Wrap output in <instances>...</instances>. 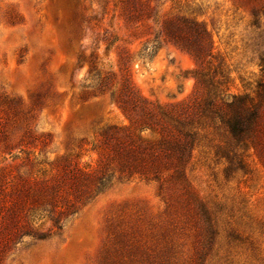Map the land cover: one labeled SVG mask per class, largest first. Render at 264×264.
<instances>
[{
	"label": "rangeland",
	"instance_id": "1",
	"mask_svg": "<svg viewBox=\"0 0 264 264\" xmlns=\"http://www.w3.org/2000/svg\"><path fill=\"white\" fill-rule=\"evenodd\" d=\"M131 2L136 12L122 0H0V222L25 225L15 205L18 192L7 193V182L54 184L75 165L96 168L101 133L130 124L116 102L127 94L123 69L142 98L162 106L199 96L200 67L202 94L220 78L214 77L218 67L231 93L254 94L264 14L256 26L242 0ZM190 20L207 30V42L202 44ZM165 25L202 44L205 58L197 61L168 38ZM247 155L246 173H226L201 152L187 167L191 188L220 219L206 264H264V228L238 225L254 240L257 261L249 246L230 238L244 212L264 224V160L254 150ZM66 197L59 206L66 208ZM188 203L178 187L162 196L156 182L117 180L61 216V230L46 222L39 230L46 239L19 235L6 248L2 242L0 264H200L201 224Z\"/></svg>",
	"mask_w": 264,
	"mask_h": 264
},
{
	"label": "trees",
	"instance_id": "2",
	"mask_svg": "<svg viewBox=\"0 0 264 264\" xmlns=\"http://www.w3.org/2000/svg\"><path fill=\"white\" fill-rule=\"evenodd\" d=\"M242 1L249 8L253 24L258 26L260 17L264 14V0ZM122 3L127 11L136 12L131 0H122ZM186 23L192 26L202 44L207 42L206 29L194 20ZM170 27H164L168 38L187 50L197 61L205 58L207 50L202 44L195 46L186 34ZM207 53L212 56V48ZM259 66L261 79L253 95L231 93L227 86L229 81L220 67L214 71V77L219 74L220 78L210 83L211 90L208 94H202L201 90L206 89L205 68L200 67L196 72L199 96H195L190 102L171 106H162L142 98L131 85L127 68L123 69L127 94L126 98L117 97L116 102L129 117L130 124L111 126L101 133L96 147L99 158L94 169L75 165L62 174L61 181L54 184L51 179L31 181L18 178L23 185L7 182L11 184L8 191V186L4 188L7 193L13 190L18 192L15 205L24 212L25 225L13 224L10 227L1 221L0 245L3 242L5 248L9 247L19 235L46 239L48 235L39 232L46 222L49 221L53 228L61 230V216L70 211L76 212L111 188L114 181L140 178L158 183L162 196L176 187L183 192L201 224L199 261L200 264H206L218 236L220 219L191 188L186 174L187 167L198 152L206 155L209 160L214 157L224 165L226 173L235 169L246 173L247 153L250 150H254L264 160V53L260 57ZM112 97L115 99L114 94ZM8 154L11 155L12 152ZM37 173L44 176L47 171L40 169ZM65 186L68 191L63 188ZM64 194L67 195L66 208L59 206L58 202ZM70 196L73 200H68ZM47 207L49 209L46 210ZM3 208L12 209L8 204H4ZM39 216L44 222L35 228L33 225ZM11 220L13 221L12 217ZM237 221V227L235 225L231 229V241L249 246L252 251L251 260L257 261L254 240L251 235L238 229V225L252 229L253 224H256L262 230L264 224L247 212L239 216ZM2 252L0 250V256Z\"/></svg>",
	"mask_w": 264,
	"mask_h": 264
}]
</instances>
